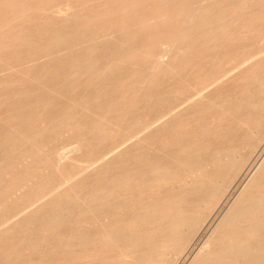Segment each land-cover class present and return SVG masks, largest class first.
Here are the masks:
<instances>
[{
	"label": "rangeland",
	"instance_id": "1",
	"mask_svg": "<svg viewBox=\"0 0 264 264\" xmlns=\"http://www.w3.org/2000/svg\"><path fill=\"white\" fill-rule=\"evenodd\" d=\"M62 1L63 0H48V1H46V0H44V1L43 0H34V1H32V0H14V1H12V0H0V34H1L0 35V43H1L0 44V57L2 56V58H0V67H1L0 68V70H1V72H0V115H1L0 116V138H1L0 143L2 142V144L0 145L1 146L0 147V151H1L0 152V163H1L0 164V175H1V177H0V187H1L0 199L4 198L6 200V201L4 199H3V201L0 200V201H2V203L0 202V220L8 218L9 216L13 215L16 211H18L20 208L25 206L23 208V211H20L16 214V216L19 215L18 218L14 219V221H12V223L6 225L5 227L0 228V264H22V263L23 264L24 263L25 264H33V262H35L37 264H48V263L49 264H53V263L57 264L58 262H59L58 264H61V262H62V264H79L80 262H81L80 264H96V263L97 264H102V263L108 264L107 261H108V259H110V257L112 258V260H113V258L114 259L116 258V260H117L118 253L120 251L119 247H118V249H116L114 247H117V246H113L110 241H106L108 243H102L101 244L100 242L98 243V241H95L92 238L93 235L95 236V234H100L103 231V230H101V229H103V226H104V229L106 228V230L110 229L109 227H108L109 228L108 229L107 226H111L112 223L114 222L113 221L114 219L111 220L112 217L108 216L106 213V211H108V209L110 207L107 205L100 206L95 211V213L92 214L90 212V208L87 206V204L82 203L83 196H85L86 193H88L90 190H92V187L94 185L97 187H102L105 183H107V181L114 182L113 180H115L116 178L119 177L122 169L124 168L126 163H129V161L134 163V162H136L135 160L138 159L139 157H141V158L145 157L144 160L149 159V157H151L150 159L168 160L173 156V154L177 153V151L182 146L187 147V146L192 145V143H195V142L201 146H204V145L206 146V145H210V144L211 145L212 144L217 145L219 143V141H222V140L227 141V140H229V138L231 136L230 135L231 133H230L229 134L230 136L228 135V137L220 138L219 132L223 131L224 129H226L228 132V129H230L231 127L232 128L234 127L235 133H233V135L235 136L236 142L238 143V150L239 151L241 150L240 152H242V151L243 152L241 153L242 155L237 152L236 162H238V163H236V166H235L236 169L230 168L229 169L230 171H228V170H226V169H228V167H225L226 169L225 168L223 169L224 173H222L223 171H221V175H220V178L218 181L220 183H217L218 184L217 186L220 188L222 187V188L218 189L216 186V188H217L216 192H217V194L220 195V198L218 197L219 195L217 196L218 202L215 201L214 205H209L211 202L208 203L206 206V209L203 206V209H204L203 211H205L207 213V215H206L207 218L205 217L206 220L204 219L203 220L204 222H203L200 220L202 215H198V217H199L198 219L201 221L199 224L200 229L198 227V229L195 232H193L194 230L191 228H188V230L186 229V231L183 230L179 235V240L176 241L178 244L175 242V244L172 246V249L168 250L169 252L167 251L168 252V253H166L167 255L165 254L162 257L163 260L161 262L156 263V264H159V263H161V264H188L190 262V260L193 258V256L198 252V250L200 251L204 247V245L206 246V243L204 241H206L207 237L209 236L210 232L212 231L213 226L218 222V220L221 218V216L227 210V208L229 207L231 202L237 196L239 191L243 188V186L245 185V183L247 181V176H248L250 170L254 167V165L259 161L260 157L264 154V141H263L264 138H263L259 142L260 145L257 148V150L253 151L254 154L251 153V157L247 161V159H246L247 154L245 155V153L247 152V141L250 139V137L252 139L256 138V136H257L256 131H258V130L262 132L261 134H264V129L261 130V128L260 129L256 128V130H253V131H252V129L247 130L246 125H243L242 123H240L238 121H235L236 115H239V113H242V112L246 113L247 110L249 111V110L253 109L252 106L248 105L249 101L256 100L259 97H261L263 94L260 92V90L258 88V83H256V81H254V79H255L254 75L256 74V71H258L260 69V66H261V63L257 64V61L261 60L264 57V55L258 56L253 62H249V63L246 62L247 64L245 63V64L240 65V66L238 64H239V62L241 63L243 60V54L242 53L244 51H246V50L248 51L250 49L256 51L260 48L258 46L264 45V37L262 38L264 33L259 32V31L257 32L256 30L255 31H248L247 27H248V25H251L250 24L251 20L249 19L251 14L248 12L247 3H243V2L239 3L238 2V4L236 5V7L233 10V13H232L233 16L229 17V19H231V20H229L230 27L233 29V31L235 30L236 33L234 35L233 40H231L230 43H224L222 45V46H225V48L224 47L221 48V45L219 47H215V46L213 47V46H211L210 43L200 42L199 40L202 37L200 35V27L197 25L192 26V24H187V25L185 24L184 28H186V27L192 28V36L190 38L186 39V42H183L184 45L186 43H188V44L196 43V44H198V46L193 47L191 45H188V49H186L185 52L181 53L180 50H178L177 48H175L173 46H169L170 44L165 42L166 41L165 39H167L165 37H169V35L174 30H176V25L178 24L179 17H181V19L184 17L182 14L179 15L178 18L176 17L175 19H165L163 17H160L159 13L166 14V13L176 12V10H177L176 7H173V5H171V2L168 0L167 1H165V0L164 1L163 0H137L135 2L136 4L134 3L135 5L131 8H128V9H124V8L122 9V6H123L122 4H124L126 1H127L126 3H128L129 1L133 2L134 0H121V1L120 0H88V1L86 0V2H85V0L84 1L83 0H79V1L78 0H68L67 2H70L71 5L70 4L67 5L66 1H63V2ZM139 1H140V3H139ZM149 1H152L155 4L153 5V3H149ZM180 1L184 4V3H188L192 0H180ZM35 2H37V3H35ZM38 2H41V3H38ZM64 2H65V4H64ZM80 2L82 5L80 4ZM78 3L88 13H92V14L94 13L95 14V15H93V20L90 24H87V22H84V23L81 22L82 20L80 21V19L76 18V16H69V15H67V13L63 14V13L57 11L59 8L58 6H62V7H64V9H68L70 11V10L74 9V5L75 4L78 5ZM103 3H104V7H103ZM47 4L49 5V8L47 7L48 6ZM107 4H108L107 7L108 8L110 7V9L105 7V5H107ZM64 5H67V6L65 7ZM85 5H86V7H85ZM98 5H100L101 8L98 7ZM111 5L114 8H111L112 7ZM149 5H150V7H149ZM155 5H156V7H155ZM37 6L38 7L42 6V8H38ZM55 6H57V7L54 8ZM70 6H72V7H70ZM147 6L149 8L146 9ZM68 7H70V8H68ZM97 7L100 9L104 8L103 9L104 11L107 8L105 11L106 13L103 10H100V9L98 10ZM14 9H18V11H15ZM148 9H149V11H148ZM158 9H160V10H158ZM6 10H7V12H6ZM138 10H139V13H137ZM143 10H145V11H143ZM162 10H164V11H162ZM63 11L65 12L66 10H63ZM97 11H100V13L99 12L97 13ZM94 16H95V18H94ZM27 17H29V18H27ZM109 17L113 21H116V22L119 21L118 24H114V25L109 24L108 25V24L104 23L105 18H109ZM157 17L159 19H157ZM42 18H44V19H42ZM96 19H98V20H96ZM36 21L38 23H36ZM54 21H55V23H54ZM36 24H38V25H36ZM53 24H57L58 26L57 25L55 26ZM63 24L65 26H63ZM43 25H46V26H43ZM86 25H89V26H86ZM119 25L128 26L129 27V32H128L129 35L128 34L124 35L123 33L122 34L116 33V37H115V36H111V35H104L103 36V35L95 33L96 30L99 29L100 27H104L103 29L105 31H112V30H115V27L116 26L118 27ZM215 25H217V24L215 23ZM244 25L245 26L247 25V26L245 27ZM37 26H39L40 29L36 31ZM53 26H54V28H53ZM44 27H47V28L44 29ZM90 27H92V28H90ZM58 28L62 30V33H61V30L58 31ZM83 28L84 29L87 28V31H86V29L84 30ZM261 28L263 29V32H264V24L261 25ZM20 29H21V33H29V34L33 35L35 38L37 37L38 38V39L36 38L37 40L33 37V39L35 41L33 43H36V44H33V45L26 44V45H20V46H14L13 47V45L12 44L10 45L9 42L5 43V41L7 39L9 41V37L13 36L14 33H16V31H19ZM52 29L53 30L57 29V30L53 31ZM66 29H68L69 31ZM70 29L73 31V33ZM78 29H80V30H78ZM246 29H247V31H246ZM44 30H47V31L50 30V33L52 32V34H49L48 33L49 31L46 32ZM83 30L85 32H83ZM131 30H133V32ZM236 30L238 31V33ZM66 31L68 32V35H67ZM70 31H71L72 35L69 34ZM91 31H92V33H88ZM79 32H80V34L82 33L83 35L86 34L85 35L86 40L83 42H82V40H79L78 43H75V46H74L75 48L69 47V48H65L66 50H63L61 48L58 49V46L57 47L54 46V48H52V46H53L52 45V46H49L52 48L51 51H50L49 47H48L49 49L44 48V51H41L40 54H37L36 58H29V54L32 51H34L37 47L36 45L39 44L38 41L41 43L42 42L45 43L46 42L45 40H47L48 42L51 40L52 37H50L49 35H52V36L54 35V37H55V34H56L57 37H59L58 39L61 42L63 41L64 43L68 44L73 40V38L74 39L77 38V36L79 35ZM240 32H241V34H240ZM39 34H41V35H39ZM31 35L28 36V39L32 38ZM43 35L45 36V38H43ZM64 35H66V37L68 36L67 39H65L66 37L65 38L63 37ZM72 36H73V38H72ZM120 36H121V38H120ZM239 36H240V38H239ZM114 38H116V39L114 40ZM117 38L119 40H117ZM108 40H109V42H108ZM127 40L130 42H128ZM239 41H240V43H239ZM123 42L130 43L132 45L136 44L140 47V50H138L136 53L137 55H139V59L138 60L135 59L137 61L131 60L130 56H123V57L121 56L122 53H120V52L124 51ZM163 42H164V44H163ZM105 43L107 44L108 47L110 44V47L109 48L106 47ZM102 44L105 46V48H103ZM160 45H162V46H160ZM206 46H207V48H206ZM166 47H169V48H166ZM245 47L246 48L248 47V48L246 50H244ZM203 48H205V49H203ZM210 48H211V51L209 50ZM226 48H232V52L226 51V53H225ZM47 49L49 50V52H46ZM25 50L27 52H25ZM75 50L77 52H73ZM252 50H251V52H252ZM22 51H23V53H22ZM145 51H146V53H145L146 55L144 56ZM156 51H158V52H156ZM11 52H16L18 55L15 53H11ZM93 52L95 55L99 54V56H102L99 59L100 62L98 61L99 63L95 62L93 64H90L87 62L84 63V59L87 56H91V54H92V56H94ZM101 52L104 54L102 55ZM44 53H46V54H44ZM67 53H68V55H67ZM157 53H160L161 57ZM162 53H165V54L162 55ZM19 54H21L22 57H18ZM166 54H168V57L166 56ZM3 55H5V56H3ZM62 55L65 58L62 57ZM110 55L112 58H114L112 61H114L115 64L110 69H105L106 71L104 73V70L102 68H104L105 64H102L103 63L102 61H103V59L108 60L110 58L108 56H110ZM7 56H8V58H7ZM152 56H153V58H156V56H157V59L153 60V58H147V57H152ZM162 56H163V58H162ZM174 57H176V59ZM120 58L122 59L121 61L118 60ZM16 59H20V61L24 60L23 63H21L22 67L18 66L21 64H18L19 62H18V60L15 61ZM160 59L161 60L165 59V60H162L160 62ZM126 60H128L129 62ZM54 61H55V63H54ZM162 62H163V64H161ZM164 62H166V63H164ZM23 64H25L26 66ZM140 65H141V68H142V65H143V68L144 67H147V68L150 67V68H149V70L145 71L147 68L141 69ZM93 66H95L96 68H94ZM100 66H103V67H100ZM162 66L164 68L163 70L161 68ZM167 66L169 67L170 71H172V72L168 71ZM12 67H15V68L17 67L16 68L17 70L15 71V68H12ZM170 67H173V68L171 69ZM232 67H234L233 69L235 72L231 71V75L225 76L223 78V80H221L219 83L204 89V93L202 96L201 95L199 97L197 96L199 94V90L205 85V81L208 79V77H210L212 74L222 73V72H224V71H226ZM244 67H246V69ZM10 68H12L13 70ZM59 68L61 70H59ZM97 68H98V70H95ZM113 68H115L117 70L115 71V69H113ZM137 68H138V71L140 69L141 70L138 72V71H136ZM2 69H3V71H2ZM42 69H44V70H42ZM70 70H72V71H70ZM77 70H78V72H77ZM99 70H100V72H99ZM160 70H162V71H160ZM107 71L108 72L110 71V72L107 73ZM143 71H145L146 73ZM30 72H32V73H30ZM94 72L97 74H95ZM34 73H36V74H34ZM40 73L45 75V76L41 75ZM71 73L73 76L75 75V73H78V75L76 74L74 76V78L69 77V76H72ZM92 73H94L95 76H93L94 74H92ZM140 73H141V75H140ZM151 73H152V75H151ZM172 73H173V76H170V75H172ZM232 73H234V74H232ZM1 74H2V76H1ZM153 74H154L155 78H153ZM6 77H7V79H5ZM26 78H29V79H26ZM66 78H67V80H66ZM195 78H196V80H194V82H193L192 79H195ZM1 79H4V80H1ZM69 79H72L71 80L72 82H69L70 81ZM77 79H79V80H77ZM145 79H146V81L147 80L148 81L146 82ZM177 79L178 80L181 79V80L177 81ZM184 79L187 81H184ZM13 80H14V82H13ZM162 80L167 81V82H164ZM188 80H190V81H188ZM33 81L36 82V85L38 83H41V84L36 86L35 84H33L34 83ZM65 81H66V83H65ZM86 81L88 83L87 85H90L88 88H87V85H85ZM172 81H174V82L172 83ZM62 82H64V84H62ZM73 82H74V84H72ZM181 82H184L185 84L184 83L181 84ZM70 83L72 85H74V88L70 86L71 85ZM143 83L146 84L147 86L144 85ZM30 84H33V86H30ZM42 84L48 85V86H45L47 89H45ZM188 84H191V86L190 85L188 86ZM41 85L43 87H41ZM57 85H58V87H59V85H61V88L63 85H65V86H63L64 88L61 89V88H58ZM75 85L76 86L80 85L79 88L81 90L79 88L76 89L77 87H75ZM81 85H83L84 87H82ZM137 85H142V86L140 87ZM21 86H23V87H21ZM92 86L94 88L98 86L99 88L97 87L98 89L97 88L94 89ZM109 86H110V88H109ZM145 86L148 88V90H146ZM30 87H32V88H30ZM131 87H133V88H131ZM41 88H43L42 89L43 91L41 90ZM50 88H52V90ZM69 88H72V89H69ZM108 88L111 89L112 91L110 90V92L107 94V92L109 91ZM144 88L147 92L144 91ZM65 89H69L68 91L66 90L67 93L70 92V94H68L67 96H64V93L66 91L65 92L62 91ZM91 89H93V94H91L92 93ZM101 89H102V93L100 91ZM105 89H107V90H105ZM30 90H31V92H29ZM44 90H47V91L44 92ZM78 90H80V91L78 92ZM82 90L85 92L87 91L86 94L84 92H82ZM104 90L107 92H105ZM135 90H137V91H135ZM153 90L155 92H153ZM73 91L75 94L73 93ZM149 91L152 92V94ZM173 91H174V93H173ZM32 92L36 93V95L34 94V96H33ZM61 92H63L62 94L64 97L62 96V94H60ZM67 93H65V94H67ZM79 93H82V95L80 94V96H79ZM94 93H96V94H94ZM110 93H111V95H110ZM56 94L61 96V98L59 96L60 100H58V96H56ZM72 94L77 95V97L72 96ZM89 94H91V95H89ZM100 94L103 96H101ZM18 96L21 98L18 99L19 98ZM48 96H49V98H48ZM98 96H100V97L98 98ZM192 96L193 97L197 96V98L194 101L188 102L186 104V102L188 101L187 98L192 97ZM26 97H28V98H26ZM54 97H55L56 101L54 100ZM70 97L71 98L74 97L76 100L74 101V98L71 99ZM45 99H46V101L48 100V103L50 106L48 105L47 102H46L47 104L45 103ZM52 100L54 101V103L51 102V104H50V101H52ZM69 100L71 101V103L69 102ZM150 100H152V101H150ZM210 100H211V102H210ZM65 101L69 102V103L66 102L67 103L66 105L68 107L70 106V104H72L74 110L72 108H70V109H68V107L66 108L65 107L66 105H64ZM76 101H78V104ZM212 101H214V102H212ZM11 102H13L12 104H10L12 107L8 105ZM40 102H42V103H40ZM73 102H74V104H73ZM145 102L149 103V104L147 103L148 106H147V104H145ZM17 103H19V104H17ZM39 103L42 105V107L44 106L43 109ZM62 103H64L63 104L64 106L62 105ZM34 104L36 106H34ZM56 104H58V106ZM7 105H8V107H11V108H9V109L7 108L8 110L6 108L3 109V107H7ZM54 105L57 106L56 108H58V107L59 108L58 109H56L54 107L52 108V106H54ZM48 106H49V108H47L48 109L47 110L46 107H48ZM144 106H146V107H144ZM64 107L68 110L72 109L73 111L71 110V113L75 116H71L72 114L68 110H65ZM143 107H144V110H143ZM179 107H181V108H179ZM39 108H40V110H39ZM104 108L105 109L107 108V109L104 110ZM45 109H46V111H45ZM52 109L54 111L53 113H52ZM61 109L64 111V113ZM141 109H142V111H141ZM22 110L23 111L26 110V111L20 112ZM10 111H12V112H10ZM31 111H32V114H31ZM34 111H36V112H34ZM59 111H60V113H59ZM77 111H78V113H81V114H78ZM120 111H121V116H120ZM254 111H255V109L253 110V112ZM6 112H10V113H6ZM44 112L45 113L47 112L45 115H47L48 112L50 114L52 113L51 114L52 116H50V114H49V116L47 115V117H46L48 119H46L45 116H43ZM82 112H83L84 118L82 116ZM167 112H173V115L172 116L168 115V118L175 117L174 123L168 124V126H167V122H160V124L155 125L156 126L155 128L151 127V128H149L150 130L147 129L143 133V137L141 135L140 137L135 138L133 141L129 142L126 146H124V148L122 147V149H120V152L113 154V155H110V157L107 158L104 162H101V161L97 162L96 163L97 167L89 168V169H93V170L90 171L89 169H87V170L82 171V169H80V168H83V165L85 163L89 162L93 158L95 159V158L99 157L100 155L109 151L110 150L109 148H112L115 145H117V142L120 143L123 140V138L126 137L125 131L127 129H133V128L134 129H140L145 125V123H147L149 121H153L155 118H158L159 116H161ZM14 113H15V115H14ZM18 113L19 114L24 113V115L23 114L18 115ZM42 113H43V115L41 116L40 114H42ZM127 113H128V115L130 113L131 116L134 115V116H132L133 118L126 115ZM134 113H136V114H134ZM141 113H143V115ZM66 114H67V116H64ZM194 114H195V116H194ZM254 114H255V112H254ZM3 115H5V116H3ZM35 115H36V117H35ZM78 115L80 117H78ZM144 115H146V116H144ZM184 115H185V117H184ZM213 115H215V117H213ZM216 115H217V117H216ZM127 116H128V120H126ZM219 116H221V117H219ZM41 117L44 119L40 121ZM74 117L77 120L76 121L77 123L75 122ZM124 117H125V119H124ZM25 118H27V120ZM38 118H39V121L41 123H38L39 122V121H37ZM62 118L63 119L67 118V120L66 119L63 120ZM144 118H146V119H144ZM30 119H32V120H30ZM209 119H210V121H209ZM1 121H2V123H1ZM21 121H22V123H19ZM28 121H30V122H28ZM35 121H37V122H35ZM84 121H85V123H84ZM177 121H178V124H180V125H177ZM9 122L12 124L8 125ZM27 122H28V124H27ZM42 122H44L45 124H46V122L50 123V126L46 127L47 124H46V126H44L42 124ZM53 122H55V123H53ZM72 122H73L74 126L72 125ZM86 122H88L89 124L87 123L88 124L87 125ZM90 122L92 124H90ZM143 122H144V125H143ZM139 123H141V124H139ZM17 124L19 125V127L21 126L20 127L21 129L18 127ZM38 124L39 125L41 124V125L39 126ZM82 124H86L87 126L86 125L83 126ZM165 124H166V126H165ZM24 125H26V126H24ZM134 125H136V127ZM4 126H7L8 128L7 127L5 128ZM16 126H17V128H16ZM22 126H23V129H26L29 131L32 130V133L34 131H38V130L42 133H40L39 135H36V137L35 136L32 137L29 140L24 139V138L20 137V133L23 130ZM34 126L35 127L38 126V127L35 128ZM71 126H73V127H71ZM79 126H82V127H80L81 130H83L82 128H86L87 132L85 131V129L83 131H85L86 134L88 135L87 136V139H88L87 145H83V147L81 149V153L79 151L75 152V153H73L74 155L76 153H79V154H76V156L71 155V158L66 159V161L64 160V163L60 167L57 165H52L47 160V158H45V157L52 159V156H53L52 154H54L53 158L54 157L56 158L58 150L62 149L65 146L67 147V146L72 145L73 141L75 140L74 131H75V129H76V131L78 129H80ZM140 126H142V127H140ZM175 126H176V128H175ZM26 127H28V128H26ZM40 127H42V128H40ZM12 129L13 130L17 129V130H15L17 132L13 131ZM176 129H178V130H176ZM237 129L239 130V133H238ZM204 130L208 133L204 132ZM6 131H8V132L6 133ZM46 131H47V133H46ZM170 131H171V133H170ZM11 132L14 135L16 133L17 134L19 133L20 138L17 137V135H15L16 136L15 138L16 139L18 138V139L16 140L14 138L16 140V141H14V139H13L14 135ZM182 132H184V133H182ZM246 132H250L252 134H246ZM8 134L11 135L13 140L10 138V136H8ZM165 134L167 135V137ZM170 134H171V136H170ZM43 137H47V138H43ZM40 138H42V139H40ZM52 138H55V139L53 140ZM169 138H171V139H169ZM36 139H38V140H36ZM48 139L50 140V141H48L49 143L48 142L45 143V140L47 141ZM23 140H25V142H23ZM31 140L36 141V142L33 143ZM39 140H41V141L44 140V142L42 141L43 142L42 143ZM7 141H9V142H7ZM17 141H20V142H17ZM21 141H22V143H21ZM29 141L31 144L29 143ZM164 141L166 142V145H165ZM163 142H164V145H163ZM36 143H37V145H36ZM151 144H152V146H151ZM180 144H182V145H180ZM4 146L6 148H4ZM139 146H141V147H139ZM157 147H159V148H157ZM2 150H5V151H2ZM24 150L25 151H36L37 154L35 153V156H36L35 159L33 160L34 153L32 156L26 155ZM86 151H87V153H86ZM128 151H130V152H128ZM5 152H7V153L4 154ZM22 152L24 155L22 154ZM118 154H120V155H118ZM127 154H129V155H127ZM133 154H134V156H133ZM8 155L11 156L10 157L11 160H10ZM15 155H17V156H15ZM81 155L83 157H81ZM96 155H98V156H96ZM14 156L16 158H14ZM72 156L74 158H72ZM189 156L193 157L194 154L192 153ZM195 156H196V154H195ZM238 156H239V158H238ZM55 158H54V160H55ZM110 158H113V161H111L112 159H110ZM79 159H81V160H79ZM10 161H11V163H10ZM243 161H246V162L244 163ZM45 162L47 163L46 166H45V164H46ZM103 163H104V165H101ZM42 164L44 165L43 166L44 168L42 167ZM28 165H30V166H28ZM26 167H28V169ZM67 167H69V168H67ZM92 167H94V166H92ZM70 169H71V171H70ZM94 170H96V171H94ZM26 171H28V172H26ZM6 172H7V175H6ZM33 172H35V173H33ZM68 172H72L73 174L80 172L79 175L74 178V181H72L70 184L65 185V188H67L69 186L70 189L74 188V190H72L71 192H70V190L66 191V189H64V187H63L64 184H62L61 186H59V188H60V189L58 188L59 190H56V191L54 190L51 193L46 194V196L40 198V200L37 199L38 201L36 200V202L31 204L34 206L36 203H38L42 200L39 203L40 205L37 204L34 207H32L31 205L30 206L27 205V204H29V202H32V200H34L33 197L35 195H37V193H38L37 191L39 190L38 187H39V185H41L43 183V181H44L43 184H45V186L49 185V184H53V183H58V180L62 179L63 173H68ZM1 173H3V174H1ZM29 173L31 176L29 175ZM81 173H83V174H81ZM8 174H9V176H8ZM223 175H226L227 177L226 176L224 177ZM221 176H223V177H221ZM231 176H233V177H231ZM38 177L41 178V180H39ZM46 177H48V178H46ZM228 177L233 179V180L230 179L231 181H226L227 179H229ZM107 178H109V179H107ZM223 179L224 180L226 179V180L224 181ZM38 180L40 183L38 182ZM32 184L35 186H33ZM71 185H73L72 186L73 188L71 187ZM175 186H176L175 188H178L177 187L178 185H175ZM47 187L48 186H46V188ZM10 188L15 190V191H13L11 189L13 191V194H12L11 190H8ZM163 188H165V187H163ZM163 188L159 187V188H155L153 190L152 189H150L148 191L145 190L141 195L142 198L135 201L134 206H136V207L130 208V207L122 206V208H120L119 214L120 215L123 214L122 215L123 217L122 216L119 217L118 224L122 225L123 227H126L128 224H130L129 222L131 221L132 214L133 215L136 214L137 211L140 212V210H141L140 208L142 206H145V204H147L149 202V200L152 201L153 198L156 199L157 196H160L161 193H163ZM6 189L8 192L6 191ZM159 189H160V191H159L160 193L158 192ZM16 191H17V193H16ZM74 191L75 192L78 191V194H81L82 196L80 195L79 197H75ZM68 192H70V196H68V194H67ZM18 193H20V195ZM55 193H57V194H55ZM15 194H17V196ZM144 194H145V198H144ZM155 194H157V196H155ZM12 195H14V196H12ZM11 197H13V198H11ZM36 197L37 196H35L34 198L36 199ZM117 197H118L117 195H116V198L113 195H111V196H108V198L100 197L102 199L99 198V200L100 201L102 200L101 202H103V203L108 202L109 204L111 203L110 205H113V202L115 201V199H117ZM207 197L208 196H206V198ZM30 198L32 200H30ZM66 198H68V199H66ZM118 200L123 201L122 198H118ZM142 200H143V203L142 202L140 203V201H142ZM23 201H24V203H23ZM55 201L56 202L60 201L61 204L58 203L59 204L58 205ZM75 201H77V202H75ZM3 202H5V203H3ZM216 202H217V204H216ZM211 204H213V203H211ZM59 206L68 207V209H70L72 212H74L73 213L74 215L72 218L67 219L66 221H63L62 223H60L58 225L57 231L56 230L42 231L43 229H41V230L40 229L30 230L32 228H30V229L28 228L29 225L32 224L30 222L34 221L36 223V221L38 222L40 220L45 219L46 218L45 216L49 212H51L54 207L58 209ZM207 207H210V208H207ZM27 209H28V211L25 212V210H27ZM207 210H208V212H207ZM44 211H46V212H44ZM124 213L129 217L131 215V217L130 218L125 217L126 215ZM16 216H14L13 218H15ZM101 219L104 221H101ZM10 220H11V218L8 219L7 221H10ZM27 220H28V222H27ZM105 220L108 222H106ZM7 221L5 223H7ZM109 221H112V222L109 223ZM102 222L103 223L106 222L107 224L105 223L103 225ZM98 223H100V224H98ZM138 223L139 222H137V224ZM90 226H91V229L93 230V232H91V229L88 230V228H90ZM96 226H101L98 228L100 230L96 229ZM140 226H142V225L140 224ZM25 228H27L28 230L27 229L25 230ZM83 228L85 230H83ZM87 230L89 232H85ZM80 231H82V233ZM74 235H75V237H74ZM188 235H189V237H188ZM99 236H101V234ZM123 237H122V239H123ZM187 237H188V239H187ZM36 239L38 241H36ZM71 239H72V241H71ZM90 240H92V241H90ZM88 241H90V243H87ZM34 242H35V244H33ZM80 244L82 246H80ZM184 244H186L185 247H184ZM53 245H55V246H53ZM177 246H178V248H177ZM182 247L184 250L182 249ZM105 248H106V250H105ZM180 248L183 252L180 250ZM54 250H56V251H54ZM50 251H52V252H50ZM57 251H59V252H57ZM69 251H70V253H69ZM178 251H181V252H179V254H178ZM60 252L62 255L58 254ZM72 252H75V253H72ZM100 253H102V254H100ZM57 254H58V256H57ZM67 254H68V257H67ZM99 254H100V256H99ZM174 254H176V255L174 256ZM40 255L44 256V258L41 257ZM70 255L73 259L71 257H69ZM104 255H105V257H104ZM107 256H110V257L108 258ZM39 257H41L42 261L38 260ZM97 257H100L99 260L97 259ZM30 258H32L33 260H31ZM56 258L58 260L57 262H56ZM104 258H107V261ZM20 259H21V261H20ZM53 259H54V262H52ZM74 259H75V261H74ZM90 259H93L92 260L93 262ZM100 259L103 260V262H101ZM63 260H65V261H63ZM82 260H83V262H82ZM95 260L97 262H95ZM26 261H28V262H26ZM75 262H77V263H75Z\"/></svg>",
	"mask_w": 264,
	"mask_h": 264
},
{
	"label": "bare ground",
	"instance_id": "2",
	"mask_svg": "<svg viewBox=\"0 0 264 264\" xmlns=\"http://www.w3.org/2000/svg\"><path fill=\"white\" fill-rule=\"evenodd\" d=\"M14 1V0H12ZM34 1V0H32ZM44 1V0H43ZM48 1V0H46ZM63 1H66V4H70V2H67L68 0H63ZM62 1V2H63ZM79 1V0H78ZM84 1V0H83ZM88 1V0H87ZM121 1V0H120ZM137 0H134L133 2H128V3H124L122 4V9H128V8H131L133 7L136 3ZM164 1V0H163ZM167 1V0H165ZM171 2V5H173V7H176V12H172V13H166V14H163V13H159L160 17H163L165 19H175L176 17L178 18L179 15H183L184 17L181 19V17H179L178 19V24L176 25V30H174L170 35L169 37H165L167 39H165L166 43H169L170 45L169 46H173L175 48H177L178 50L182 52H185L186 49H188V45H191L193 47H197L198 44L196 43H191V44H188L186 43L184 45L183 42H186V39L190 38L192 36V28L191 27H186L184 28L185 24H192L193 25H197L200 27V35L203 37H201V39L199 40L200 42L202 43H210L211 46H215V47H219L221 45V48L225 46H222L224 43H230L231 40H233L234 38V35H235V30L233 31V29L230 27V23H229V17H232L233 16V10L234 8L236 7V5L239 3H247V9H248V12L251 14L249 19L251 20L250 21V24L251 25H248L247 29L248 31H259V32H263V29L261 28V25L264 24V0H192L188 3H182L180 0H168ZM4 2V1H3ZM42 2V1H41ZM41 2H38V3H41ZM86 2V0H85ZM92 2V1H91ZM103 2V1H102ZM17 3V2H16ZM19 3V2H18ZM37 3V2H35ZM122 3V2H121ZM135 3V4H134ZM140 3V1H139ZM142 3V2H141ZM149 3H153L152 1H149ZM23 4V3H22ZM65 4V2H64ZM81 4V2H80ZM78 3L74 5V9L72 10H68V9H64V7L62 6H58V10L59 12L63 13V14H66L69 15V16H76V18H79L81 22H87V24H90L93 20V15H95L94 13H88L87 11H85V9ZM84 4V3H83ZM91 4V3H90ZM138 4V3H137ZM155 3H153L154 5ZM48 5V4H47ZM46 5V6H47ZM67 5H64L65 7ZM71 5V4H70ZM77 5V6H76ZM110 5V4H109ZM152 5V4H151ZM7 6V5H6ZM91 6V5H90ZM102 6V5H101ZM107 5H105V7H107ZM112 6V5H111ZM116 6V5H115ZM118 6V5H117ZM126 6V7H125ZM5 7V6H4ZM38 7V6H37ZM45 7V6H44ZM49 8V5L47 6ZM57 6H55L54 8H56ZM72 7V6H70ZM68 7V8H70ZM86 7V5H85ZM98 7H100V5H98ZM97 9L99 10L100 8ZM103 7H104V3H103ZM138 7V6H137ZM136 7V8H137ZM143 7V6H142ZM150 7V5H149ZM148 6L146 7L149 8ZM156 7V5H155ZM38 8H42V6L38 7ZM108 8V7H107ZM106 8V9H107ZM111 8H114L113 6ZM172 8V7H171ZM87 9V8H86ZM104 8L100 9V10H103ZM105 9V11H106ZM110 9V7L108 8ZM154 9V8H153ZM170 9V8H169ZM15 11H18V9H14ZM20 10V9H19ZM63 10H66L65 12ZM68 10V11H67ZM152 10V9H151ZM160 10V9H158ZM13 11V10H12ZM104 11V10H103ZM104 11V12H105ZM145 11V10H143ZM147 11V10H146ZM149 11V9H148ZM147 11V12H148ZM153 11V10H152ZM164 11V10H162ZM7 12V10H6ZM43 12V11H42ZM100 13V11H97V13ZM141 12V11H140ZM96 13V12H95ZM96 13V14H97ZM106 13V12H105ZM137 13H139V10L137 11ZM146 13V12H145ZM33 14V13H32ZM36 14V13H35ZM103 15V14H102ZM108 15V14H107ZM147 15V14H146ZM37 16V15H36ZM98 16V15H97ZM22 17V16H21ZM24 17V16H23ZM29 18V17H27ZM95 18V16H94ZM44 19V18H42ZM46 19V18H45ZM53 19V18H52ZM157 19H159L157 17ZM238 19V18H237ZM14 20V19H13ZM51 20V19H50ZM57 20V19H56ZM55 20V21H56ZM84 20V21H83ZM95 20V19H94ZM98 20V19H96ZM101 20V19H100ZM47 21V20H46ZM45 21V22H46ZM52 21V20H51ZM50 21V22H51ZM54 21V23H55ZM234 21V20H233ZM53 22V21H52ZM51 22V23H52ZM119 22V21H118ZM118 22L116 21H113L109 18H105V21L104 23L106 24H118ZM36 23H38L36 21ZM40 23V22H39ZM215 23L217 25H215ZM49 24V23H48ZM59 24V23H58ZM126 24V23H125ZM38 25V24H36ZM53 25H57V24H53ZM243 25V24H242ZM43 26H46V25H43ZM58 26V25H57ZM63 26H65L63 24ZM86 26H89V25H86ZM245 26V25H244ZM247 26V25H246ZM245 26V27H246ZM48 27V26H47ZM47 27H44L47 28ZM62 27V26H61ZM74 27V26H73ZM72 27V28H73ZM54 28V26H53ZM81 28V27H80ZM92 28V27H90ZM104 27H100L99 29L96 30V34H100V35H111V36H115L116 37V33H119V34H128L129 35V27L126 26V25H119L118 27L116 26L115 27V30H112V31H105L103 29ZM39 26L36 27V31L39 30ZM43 29V28H42ZM84 29V28H83ZM86 31H87V28H85ZM84 29V30H85ZM175 29V28H174ZM246 29V31H247ZM53 30V29H52ZM57 30V29H56ZM56 30H53V31H56ZM61 30L58 28V31ZM68 30V29H66ZM71 30V29H70ZM80 30V29H78ZM83 30V32H85ZM92 30V29H91ZM46 32H48L49 34H52V32L50 33V30H44ZM69 31V30H68ZM72 31V30H71ZM71 31L69 34H71ZM77 31V30H76ZM133 32V30H131ZM130 31V32H131ZM135 31V30H134ZM237 31V30H236ZM67 32V31H66ZM81 32V31H80ZM79 32V37L77 36L76 39L73 38V40L66 44L64 43L63 41L61 42L57 37V35L55 34V37L54 35H49L51 38V40L48 42L47 40H45L46 44L45 43H41L38 41L39 44H37L36 46V49L34 51H32L30 54H29V58H36V55L37 54H40L41 51H44V48H48L49 46H52V48L57 47L58 46V49H63V50H66L65 48H75V43H78L79 40H82L85 41L86 40V34L83 35L82 33L80 34ZM94 32V31H93ZM131 32V33H132ZM136 32V31H135ZM202 32V33H201ZM47 33V34H48ZM61 33H62V30H61ZM65 33V32H64ZM73 33V31H72ZM76 33V32H75ZM88 33H92L91 32H88ZM145 33V32H144ZM238 33V31H237ZM77 34V33H76ZM241 34V32H240ZM1 35V34H0ZM31 35L29 33H21V29L19 31H16V33H14L13 36L9 37V41L8 39L5 41L6 42H9L10 45L12 44L13 47L14 46H20V45H33V44H36V43H33L35 42L34 39H33V35L31 39H28V36ZM41 35V34H39ZM45 35V34H44ZM43 35V38H45V36ZM67 35H68V32H67ZM72 35V34H71ZM88 35V34H87ZM91 35V34H90ZM127 35V36H128ZM131 35V34H130ZM258 35V34H257ZM48 36V37H49ZM174 36V37H173ZM47 37V36H46ZM64 38L66 37V35L63 36ZM68 37V36H67ZM67 37L65 39H67ZM237 37V36H236ZM264 37V35L262 36V38ZM30 38V37H29ZM35 38V37H34ZM37 38V37H36ZM35 38V39H36ZM71 38V39H72ZM121 38V36H120ZM134 38V37H133ZM160 38V37H159ZM240 38V36H239ZM38 39V38H37ZM36 39V40H37ZM70 39V40H71ZM116 38H114L115 40ZM123 39V38H122ZM236 39V38H235ZM250 39V38H249ZM113 40V41H114ZM117 40H119L117 38ZM107 41V40H106ZM128 41V40H127ZM242 41V40H241ZM81 42V41H80ZM109 42V40H108ZM130 42V41H128ZM3 43V42H2ZM240 43V41H239ZM242 43V42H241ZM255 43V42H254ZM262 43V42H261ZM1 44V43H0ZM81 44V43H80ZM106 44V43H105ZM117 44V43H116ZM164 44V42H163ZM247 44V43H246ZM94 45V44H93ZM103 45V44H102ZM168 45V44H167ZM89 46V45H88ZM87 46V47H88ZM162 46V45H160ZM244 46V45H243ZM85 47V46H84ZM91 47V46H90ZM106 47L107 44H106ZM109 47H110V44H109ZM108 47V48H109ZM123 49L124 51L120 52L122 53L121 56H130L131 60H134V61H137L139 59V55H137V51L140 50V47L138 45H132L130 43H125L123 42ZM202 47V46H201ZM205 47V46H204ZM228 47V46H227ZM260 47L258 50L254 51L252 49L250 50H246L247 48L245 47L244 51L242 54H243V60L242 62L240 63L239 62V66L240 65H243L245 64L246 62L249 63V62H253L258 56H261V55H264V45H261V46H258ZM50 48V51H51V47ZM48 48V49H49ZM78 48V47H77ZM94 48V47H93ZM103 48H105V46L103 45ZM154 48V47H153ZM166 48H169V47H166ZM190 48V47H189ZM207 48V46H206ZM47 49V50H48ZM83 49V48H82ZM88 49V48H87ZM97 49V48H96ZM102 49V48H101ZM122 49V48H121ZM151 49V48H150ZM164 49V48H163ZM172 49V48H171ZM205 49V48H203ZM230 49V50H229ZM46 52H49V50ZM79 50V49H78ZM103 50V49H102ZM109 50V49H108ZM201 50V49H200ZM207 50V49H206ZM211 51V48L209 49ZM252 50V52H251ZM20 51V50H19ZM18 51V52H19ZM69 51V50H68ZM101 51V50H100ZM149 51V50H148ZM165 51V50H164ZM168 51V50H167ZM227 52H232V48H226L225 49V53ZM10 52V51H9ZM8 52V53H9ZM25 52H27L25 50ZM67 52V51H66ZM73 52H77L76 50L73 51ZM103 52V51H102ZM101 52V53H102ZM119 52V51H118ZM143 52V51H142ZM153 52V51H152ZM158 52V51H156ZM160 52V51H159ZM176 52V51H175ZM174 52V53H175ZM11 53H15L17 54L16 52H11ZM23 53V51H22ZM70 53V52H69ZM97 53V52H96ZM108 53V52H107ZM146 51L144 52V56L146 55L145 54ZM155 53V52H154ZM166 53V52H165ZM165 53H162V55H164ZM179 53V52H178ZM14 54V55H15ZM46 54V53H44ZM104 53H102L103 55ZM106 54V53H105ZM159 54V56L161 57L160 53H157ZM171 54V53H170ZM13 55V56H14ZM18 55V54H17ZM35 55V56H34ZM60 55V54H59ZM68 55V53H67ZM66 55V56H67ZM71 55V54H70ZM93 55L91 54V56H87L85 59H84V63H90V64H93L95 62L99 63V59L102 57V56H99V54H94L93 52ZM107 55V54H106ZM151 55V54H150ZM153 55V54H152ZM225 55V54H224ZM233 55V54H232ZM5 56V55H3ZM149 56V55H148ZM155 56V55H154ZM158 56V55H157ZM157 56L156 58H153L152 57H147V58H153V60L157 59ZM158 56V57H159ZM166 56L168 57V54H166ZM227 56V55H226ZM18 57H22L21 54H19ZM47 57V56H46ZM62 57H64L62 55ZM68 57V56H67ZM104 57V56H103ZM108 60H104L103 59V63L102 64H105L104 65V68H102L104 70V73H105V69H110L114 64L115 62L112 61L114 58L110 56ZM107 57V58H108ZM2 58V56L0 57ZM8 58V56H7ZM14 58V57H13ZM65 58V57H64ZM163 58V56H162ZM165 58V57H164ZM176 59V57H174ZM63 59V58H62ZM137 59V60H135ZM166 59V58H165ZM165 59H162V60H165ZM18 60V64H21L23 63L24 60H21L20 59H16L15 61ZM119 61H121L122 59H118ZM160 59V62L162 61ZM64 61V60H63ZM99 61V62H98ZM117 61V60H116ZM128 61V60H126ZM129 62V61H128ZM10 63V62H9ZM14 63V62H13ZM55 63V61H54ZM124 63V62H123ZM122 63V64H123ZM140 63V62H139ZM144 63V62H143ZM142 63V64H143ZM150 63V62H149ZM166 63V62H164ZM246 63V64H247ZM261 63V66H260V69L258 71H256V74L254 75V81H256V83H258V88L260 90L262 94L261 97H259L258 99L256 100H252V101H249L248 102V105L252 106V110H247L246 113H239V115H236L235 118L236 120L235 121H238L240 123H242L243 125H246L247 126V130H256V128H261L264 129V57L261 59V60H258L257 61V64H260ZM45 64V63H44ZM69 64V63H68ZM101 64V63H100ZM121 64V63H120ZM141 64V63H140ZM152 64V63H151ZM163 64V62L161 63ZM256 64V65H257ZM25 65V64H23ZM88 65V64H87ZM96 65V64H95ZM150 65V64H149ZM165 65V64H164ZM163 65V66H164ZM167 65V64H166ZM237 65V66H238ZM4 66V65H3ZM15 66V65H14ZM17 66V65H16ZM18 66H21L22 67V64L21 65H18ZM26 66V65H25ZM163 66L161 67L162 70L164 69ZM169 66V65H168ZM167 66L168 68V71H170L169 67ZM7 67V66H6ZM29 67V66H28ZM65 67V66H64ZM67 67V66H66ZM94 68H96L95 66H93ZM100 67H103V66H100ZM149 67V66H148ZM243 67V66H242ZM1 68V67H0ZM12 68H15V67H12ZM10 68V69H12ZM17 68V67H16ZM15 68V71L17 70ZM24 68V67H23ZM70 68V67H69ZM93 68V69H94ZM117 68V67H116ZM140 68H141V65H140ZM144 68H147V67H144ZM143 68V65H142V68L141 69H144ZM150 68V67H149ZM149 68H147L145 71L149 70ZM171 69L173 67H170ZM234 67L222 72V73H218V74H212L210 77H208V79L205 81V85L199 90V94L197 95L198 97L201 95H203L204 93V89L212 86V85H215L217 83H219L221 80H223V78L227 75H231V71H234L233 69ZM246 69V67H244ZM4 69V68H3ZM2 69V71H3ZM21 69V68H20ZM45 69V68H44ZM42 69V70H44ZM73 69V68H72ZM92 69V70H93ZM115 69V68H113ZM140 69V70H141ZM233 69V70H232ZM13 70V69H12ZM50 70V69H49ZM59 70H61L59 68ZM95 70H98L95 69ZM94 70V71H95ZM117 69H115L116 71ZM139 70V71H140ZM160 70V71H162ZM8 71V70H7ZM47 71V70H46ZM72 71V70H70ZM113 71V70H112ZM111 71V72H112ZM114 71V72H115ZM136 71H138V68L136 69ZM138 71V72H139ZM143 71V72H145ZM159 71V72H160ZM1 72V70H0ZM67 72V71H66ZM78 72V70H77ZM100 72V70H99ZM110 72V71H109ZM107 71V73H109ZM142 72V73H143ZM172 72V71H170ZM235 72V71H234ZM19 73V72H18ZM32 73V72H30ZM73 73V72H72ZM71 73V75H72ZM95 73V72H94ZM92 73V74H94ZM146 73V72H145ZM161 73V72H160ZM169 73V72H168ZM214 73V72H213ZM230 73V74H229ZM3 74V73H2ZM1 74V76H2ZM8 74V73H7ZM36 74V73H34ZM41 74V73H40ZM78 75V73H75V75ZM97 74V73H95ZM95 74L93 76H95ZM118 74V73H117ZM135 74V73H134ZM164 74V73H163ZM234 74V73H232ZM31 75V74H30ZM43 75V74H41ZM40 75V76H41ZM74 75V76H75ZM141 75V73H140ZM144 75V74H143ZM152 75V73H151ZM162 75V74H161ZM170 75V74H169ZM26 76V75H25ZM39 76V75H38ZM37 76V77H38ZM45 76V75H43ZM61 76V75H60ZM74 76H69V77H73ZM92 76V77H93ZM149 76V75H148ZM165 76V75H164ZM170 76H173V73L172 75ZM17 77V76H16ZM31 77V76H30ZM56 77V76H55ZM54 77V78H55ZM123 77V76H122ZM181 77V76H180ZM12 78V77H11ZM20 78V77H19ZM33 78V77H32ZM153 78L154 77V74H153ZM169 78V77H168ZM198 78V77H197ZM200 78V77H199ZM7 79V77L5 78ZM10 79V78H9ZM21 79V78H20ZM26 79H29V78H26ZM35 79V78H34ZM59 79V78H58ZM57 79V80H58ZM62 79V78H61ZM149 79V78H148ZM1 80H4V79H1ZM16 80V79H15ZM67 80V78H66ZM70 81L69 82H72L71 80L72 79H69ZM79 80V79H77ZM87 80V79H86ZM89 80V79H88ZM130 80V79H129ZM170 80V79H169ZM181 80V79H180ZM177 79V81H180ZM193 82L195 79H192ZM21 81V80H20ZM35 81V80H34ZM33 81V82H34ZM40 81V80H39ZM83 81V80H82ZM91 81V80H90ZM146 81V79H145ZM148 81V80H147ZM146 81V82H147ZM154 81V80H153ZM164 81V80H162ZM184 81H187L184 79ZM190 81V80H188ZM14 82V80H13ZM45 82V81H44ZM68 82V83H69ZM76 82V81H75ZM140 82V81H139ZM152 82V81H151ZM164 82H167V81H164ZM174 81H172L173 83ZM20 83V82H19ZM66 83V81H65ZM91 83V82H90ZM116 83V82H115ZM149 83V82H148ZM184 83V82H181V84ZM190 83V82H189ZM23 84V83H22ZM33 84L36 85V82H34ZM33 84H30V86H33ZM41 83H38L37 85H39ZM50 84V83H49ZM61 84V83H60ZM62 84H64V82H62ZM71 84V83H70ZM69 84V85H70ZM74 84V82L72 83ZM70 85L71 87L74 88V85ZM87 81L85 83V85H87ZM144 84V83H143ZM150 84V83H149ZM163 84V83H162ZM165 84V83H164ZM185 84V83H184ZM26 85V84H25ZM34 85V86H35ZM36 85V86H37ZM43 85V84H42ZM41 87L44 86L45 89H47L45 86H48V85H43ZM84 85V84H83ZM83 85H81L82 87H84ZM146 85V84H144ZM179 85V84H178ZM187 85V84H186ZM191 86V84H188V86ZM29 86V85H28ZM65 86V85H63ZM62 86L61 88V85H57L58 88H61L63 89L64 87ZM69 86V87H70ZM80 85H75V87H77L76 89L79 88ZM90 85H87V88L89 87ZM114 86V85H113ZM112 86V87H113ZM137 86H142V85H137ZM147 86V85H146ZM145 86V87H146ZM157 86V85H156ZM5 87V86H4ZM23 87V86H21ZM20 87V88H21ZM25 87V86H24ZM93 87V86H92ZM98 87V86H97ZM95 87V88H97ZM168 87V86H167ZM193 87V86H192ZM3 88V87H2ZM19 88V89H20ZM32 88V87H30ZM94 88V87H93ZM94 88V89H95ZM99 88V87H98ZM97 88V89H98ZM110 88V86H109ZM108 88V89H109ZM133 88V87H131ZM139 88V87H138ZM219 88V87H218ZM6 89V88H5ZM43 88H41L42 90ZM52 90V88H50ZM69 89H72V88H69ZM69 89H65V90H62V91H68ZM80 89V88H79ZM96 89V90H97ZM103 89V88H102ZM102 89L100 90L101 93H102ZM81 90V89H80ZM78 90V92L80 91ZM86 90V89H85ZM92 90V91H91ZM90 91L92 92L91 94H93V89H91ZM107 90V89H105ZM104 90V91H105ZM111 89H109V91H105L107 92V94L110 92ZM117 90V89H116ZM146 90H148V88L146 87ZM145 88H144V91H146ZM162 90V89H161ZM10 91V90H9ZM43 91V90H42ZM47 90H44V92H46ZM67 91L65 93H67ZM75 91V90H74ZM73 91V93H74ZM112 91V90H111ZM137 91V90H135ZM142 91V90H141ZM143 91V92H144ZM158 91V90H157ZM160 91V90H159ZM31 92V90L29 91ZM28 92V93H29ZM82 92H84L86 94L85 91L82 90ZM147 92V91H146ZM150 92V91H149ZM153 92H155L153 90ZM33 93V92H32ZM59 93V92H58ZM63 92H61L60 94H62ZM64 93V96H67L69 93L65 94ZM77 93V92H76ZM97 93V92H96ZM94 93V94H96ZM99 93V92H98ZM113 93V92H112ZM152 94V92H150ZM174 93V91H173ZM16 94V93H15ZM31 94V93H30ZM34 94L36 95V93H33V96ZM38 94V93H37ZM46 94V93H45ZM55 94V93H54ZM75 94V93H74ZM72 94V96H76L77 95H74ZM78 94V93H77ZM80 94L82 95V93H79V96ZM89 94V95H91ZM104 94V93H103ZM143 94V93H142ZM160 94V93H159ZM23 95V94H22ZM101 95V94H100ZM111 95V93H110ZM232 95V94H231ZM9 96V95H8ZM51 96V95H50ZM58 96V100H60L61 96L60 95H57ZM55 96V97H56ZM60 96V98H59ZM63 96V94H62ZM63 96V97H64ZM70 96V95H69ZM103 96V95H101ZM116 96V95H115ZM155 96V95H154ZM197 96L195 97H188L187 98V102H192L194 101ZM19 97V96H18ZM55 97H54V100H55ZM100 96H98L99 98ZM143 97V96H142ZM21 97H19L18 99H20ZM23 98V97H22ZM28 98V97H26ZM49 98V96H48ZM57 98V97H56ZM71 98V97H70ZM74 98V97H72ZM71 98V99H72ZM135 98V97H134ZM143 99V98H142ZM155 99V98H154ZM208 99V98H207ZM9 100V99H8ZM66 100V99H65ZM76 99L74 98V101ZM82 100V99H81ZM156 100V99H155ZM212 100V99H211ZM210 100V102H211ZM6 101V100H5ZM24 101V100H23ZM56 101V100H55ZM63 101V100H62ZM152 101V100H150ZM2 102V101H1ZM35 102V101H34ZM33 102V103H34ZM44 102V101H43ZM48 103V100L46 101L45 99V103ZM51 102L54 103V101H50V104ZM71 103V101L69 100L68 101H65V104L62 103V105H66L67 103ZM77 104H78V101H76ZM214 102V101H212ZM13 102L9 103L8 105L11 106L10 104H12ZM21 103V102H20ZM42 103V102H40ZM39 103V104H40ZM46 103V104H47ZM148 103V102H147ZM145 102V104H147ZM19 104V103H17ZM37 104V103H36ZM45 104V105H46ZM74 104V102H73ZM76 104V105H77ZM149 104V103H148ZM147 104V106H148ZM3 107L4 108H11V107ZM38 105V104H37ZM41 105V104H40ZM49 105V103H48ZM58 106V104H56ZM63 105V106H64ZM72 104H70L71 106ZM89 105V104H88ZM142 105V104H141ZM5 106V105H4ZM22 106V105H21ZM34 106H36L34 104ZM50 106V105H49ZM46 107L47 108H49ZM57 106H52V108H56ZM62 106V107H63ZM68 107L67 105L65 106L66 108L68 107V109L73 108V105L71 107ZM201 106V105H200ZM42 107V105H41ZM40 107V108H41ZM44 107V106H43ZM42 107V109H43ZM61 107V108H62ZM64 107V108H65ZM76 107V106H75ZM136 107V106H135ZM146 107V106H144ZM144 107H143V110H144ZM37 108V107H36ZM39 108V110H40ZM59 108V107H58ZM56 108V109H58ZM65 110H68L66 109ZM181 108V107H179ZM5 109V110H6ZM7 109V110H8ZM22 109V108H21ZM45 109V111H46ZM71 109V110H72ZM83 109V108H82ZM107 109V108H106ZM104 108V110H106ZM255 109V114L253 112V110ZM37 110V109H36ZM48 110V109H47ZM62 110V109H61ZM71 110H68L70 113H71ZM72 110V111H73ZM88 110V109H87ZM99 110V109H98ZM138 110V109H137ZM178 110V109H177ZM204 110V109H203ZM26 111V110H25ZM25 111H20V112H25ZM63 111V110H62ZM81 111V110H80ZM83 111V110H82ZM89 111V110H88ZM142 111V109H141ZM146 111V110H145ZM184 111V110H183ZM218 111V110H217ZM12 112V111H10ZM10 112H6V113H10ZM19 112V111H18ZM36 112V111H34ZM50 112V111H49ZM48 112V116H49V113ZM53 109H52V113H53ZM58 112V111H57ZM84 112V111H83ZM83 112H82V116H83ZM87 112V111H86ZM130 112V111H129ZM144 112V111H143ZM174 112V111H173ZM173 112H167L161 116H159L158 118H155L153 121H149L147 123H145L144 125V122H143V127L140 128V129H127L125 131V135L126 137L123 138V140L118 143L117 142V145H115L114 147L112 148H109L106 153L100 155L99 157L97 158H93L92 160H90L89 162L85 163L83 165V168H80L83 170H87L89 168H95L97 167V162H104L107 158L110 157V155H113V154H116L118 152H120V149H122V147L124 148V146H126L129 142L133 141L135 138H138L142 135L143 137V133L149 129V128H155L157 124H160V122H167V126L168 124H172L174 123V118L175 117H170L168 118V115H173ZM47 113V112H46ZM44 112V115L43 113L40 114L41 116H45V118L47 117V115ZM51 113V114H52ZM60 113V111H59ZM64 113V111H63ZM69 113V114H70ZM76 113V112H75ZM78 113V111H77ZM85 113V112H84ZM131 113V112H130ZM128 113L126 115L132 117L134 115L131 116V114ZM185 113V112H184ZM20 114H23L24 113H20ZM18 113V115H20ZM31 114H32V111H31ZM50 114V116H52ZM55 114V113H54ZM58 114V113H57ZM72 114V113H71ZM78 114H81V113H78ZM104 114V113H103ZM136 114V113H134ZM143 115V113H141ZM219 114V113H218ZM6 115V114H5ZM3 115V116H5ZM15 115V113H14ZM26 115V114H25ZM77 115V114H76ZM139 115V114H138ZM137 115V116H138ZM211 115V114H210ZM209 115V116H210ZM1 116V115H0ZM8 116V115H7ZM6 116V117H7ZM29 116V115H28ZM54 116V115H53ZM64 116H67L64 115ZM71 116H75V115H71ZM88 116V115H87ZM120 116H121V111H120ZM128 116H127V119L128 120ZM146 116V115H144ZM143 116V117H144ZM193 116V115H192ZM195 116V114H194ZM212 116V115H211ZM210 116V117H211ZM18 117V116H17ZM21 117V116H20ZM36 117V115H35ZM70 117V116H69ZM78 117H80L78 115ZM129 117V118H130ZM152 117V116H151ZM155 117V116H154ZM167 117V118H166ZM185 117V115H184ZM209 117V118H210ZM213 117H215V115H213ZM217 117V115H216ZM221 117V116H219ZM8 118V117H7ZM10 118V117H9ZM33 118V117H32ZM40 118V117H39ZM39 118L37 121H39ZM72 118V117H71ZM82 118V117H81ZM84 118V116H83ZM82 118V119H83ZM94 118V117H93ZM133 118V117H132ZM207 118V117H206ZM19 119V118H18ZM23 119V118H22ZM21 119V120H22ZM27 120V118H25ZM44 118L41 117L40 121L43 120ZM48 119V118H46ZM53 119V118H52ZM63 119V118H62ZM67 120V118H64ZM63 119V120H64ZM78 119V118H77ZM125 119V117H124ZM123 119V120H124ZM131 119V118H130ZM137 119V118H136ZM146 119V118H144ZM212 119V118H211ZM25 120V121H26ZM32 120V119H30ZM61 120V119H60ZM69 120V119H68ZM74 120L75 122L77 121L74 117ZM73 120V121H74ZM88 120V119H87ZM90 120V119H89ZM116 120V119H115ZM163 120V121H162ZM35 121V122H37ZM38 122V123H41V122ZM62 121V120H61ZM125 121V120H124ZM195 121V120H194ZM210 121V119H209ZM263 121V122H262ZM5 122V121H4ZM30 122V121H28ZM27 122V124H28ZM60 122V121H59ZM58 122V123H59ZM69 122V121H68ZM123 122V121H122ZM2 123V121H1ZM19 123H22L19 122ZM18 123V124H19ZM34 123V122H33ZM55 123V122H53ZM65 123V122H64ZM77 123V122H76ZM85 123V121H84ZM88 122H86L87 124ZM181 123V122H180ZM6 124V123H5ZM9 124H12V123H8ZM17 124V125H18ZM42 124L44 126H47L46 127H49L50 126V123H47L46 124L44 122H42ZM66 124V123H65ZM69 124V123H68ZM71 124V123H70ZM86 124H82L83 126H85ZM89 124V123H88ZM87 124V125H88ZM90 124H92L90 122ZM118 124V123H117ZM138 124V123H137ZM141 124V123H139ZM184 124V123H183ZM16 125V124H15ZM14 125V126H15ZM39 125V124H38ZM41 125V124H40ZM39 125V126H40ZM72 125H73V122H72ZM86 125V126H87ZM119 125V124H118ZM117 125V126H118ZM131 125V124H130ZM162 125V124H161ZM175 125V124H174ZM177 125H180L178 124V121H177ZM26 126V125H24ZM32 126V125H31ZM30 126V127H31ZM54 126V125H53ZM74 126V125H73ZM71 126V127H73ZM77 126V125H76ZM136 127V125H134ZM139 126V125H138ZM154 126V127H153ZM166 126V124H165ZM184 126V125H183ZM192 126V125H191ZM190 126V127H191ZM245 126V127H246ZM5 128L7 126H4ZM19 127V125H18ZM21 127V126H20ZM19 127V128H20ZM35 127V126H34ZM38 126H36L35 128H37ZM82 127V126H79V128ZM133 127V126H132ZM189 127V126H188ZM207 127V126H206ZM8 128V127H7ZM17 128V126H16ZM25 128V127H24ZM28 128V127H26ZM42 128V127H40ZM77 128V127H76ZM123 128V127H122ZM126 128V127H125ZM160 128V127H159ZM171 128V127H170ZM176 128V126H175ZM174 128V129H175ZM194 128V127H193ZM21 129V128H20ZM22 129H23V126H22ZM75 129V128H74ZM78 129V128H77ZM83 130L85 129L86 131V128H82ZM165 129V128H164ZM163 129V130H164ZM10 130V129H9ZM8 130V131H9ZM13 130V129H12ZM17 130V129H15ZM13 130V131H15ZM42 130V129H41ZM73 130V129H72ZM80 129H78L76 131H74V135H75V140L73 141L72 145L70 146H65L63 147L62 149L58 150L57 151V157L53 158L54 154H52V159L48 158V157H45L47 158V160L52 164V165H57V166H61L63 163H64V160L66 161V159L68 158H71V155H74L73 153L75 152H80L81 153V149L83 147V145H87L88 143V139H87V134L85 131H83ZM125 130V129H124ZM150 130V129H149ZM178 130V129H176ZM192 130V129H191ZM207 130V129H206ZM238 130V129H237ZM6 131V133L8 132ZM43 131V130H42ZM72 131V132H73ZM175 131V130H174ZM173 131V132H174ZM208 131V130H207ZM2 132V131H1ZM17 132V131H15ZM20 132V131H19ZM85 132V133H84ZM204 132H206L204 130ZM209 132V131H208ZM206 132V133H208ZM12 133V132H11ZM40 132L39 130L38 131H34L32 133V130H26V129H23L20 133V137L24 138V139H31L32 137H36V135H39ZM47 133V131H46ZM45 133V134H46ZM167 133V132H166ZM171 133V131H170ZM184 133V132H182ZM211 133V132H210ZM231 133V134H230ZM233 133H235L234 131V127L228 129V132L226 129H224L223 131L219 132V135H220V138H223V137H228V135L230 136L229 140L227 141H219V143L217 145L215 144H210V145H204V146H201L199 145L198 143H192V145L190 146H182L178 151L177 153L173 154V156L168 159V160H164V159H150L151 157H149V159H146L144 160L145 157H139L138 159H136L135 161L136 162H130L129 163H126V165L124 166V168L122 169L120 175L118 178H114L115 180H113L114 182H110V181H107V183H105L102 187H97V186H93L92 187V190H90L88 193H84L85 196H83V201L82 203L84 204H87V206L90 208V212L92 214L95 213V211L100 207V206H103V205H107L109 206L108 208V211H106L107 215L112 217V219H114L113 223L111 226H107V228L109 230H106V228L104 229V224L106 222H102L103 223V230L100 234L101 236H99L100 234H95V236L93 235V239L95 241H98V243L100 242L101 244L102 243H108L106 241H110L111 244L113 246H117V247H114L116 249H118V247L120 248V251L118 253V258L116 260V258L112 260V258L110 256H107L108 258L110 257V259H108L107 261V258H104L106 259V261L108 262V264H156L158 262H161L163 260V256L168 253L170 249H172V246L175 244V242L177 240H179V235L180 233L186 229L188 230V228H191L193 229L195 232L198 227L200 229V222L203 221L204 219L206 220V215L207 213L205 211H203V206L205 207L206 209V206L208 203H213V204H209V205H214L215 201H217V196L219 194H217L216 190L217 188L219 189L220 187H218L217 183H220L218 182L219 181V178H220V175H221V171H223V169L225 167H228V171H230L229 169L230 168H235L236 169V155H237V152L238 153H242L238 150V143L236 142V139H235V136L233 135ZM238 133H239V130H238ZM243 133V132H242ZM255 133V132H254ZM262 132L261 131H256V138L252 139L250 136V139L247 141V152L245 153V155L247 154V161L249 160V158L251 157V153L254 154L253 151L257 150V148L259 147V142L261 141V139H263L264 137V134H261ZM13 134V133H12ZM63 134V133H62ZM157 134V133H156ZM173 134V133H172ZM246 134H252L250 132H246ZM5 135V134H4ZM14 135V134H13ZM17 135V137H19V133L15 134ZM13 136V139L16 137V136ZM43 135V134H42ZM166 135V134H165ZM255 135V134H254ZM262 135V136H261ZM2 136V135H1ZM6 136V135H5ZM8 136H10V138L12 139L11 135L8 134ZM44 136V135H43ZM171 136V134H170ZM195 136V135H194ZM19 137V138H20ZM41 137V136H40ZM58 137V136H57ZM101 137V136H100ZM109 137V136H108ZM167 137V135H166ZM175 137V136H174ZM197 137V136H196ZM43 138H47V137H43ZM59 138V137H58ZM74 138V137H73ZM72 138V139H73ZM192 138V137H191ZM1 139V138H0ZM12 139V140H13ZM16 139V138H15ZM14 139V141H16ZM42 139V138H40ZM53 140L55 138H52ZM51 139V140H52ZM171 139V138H169ZM184 139V138H183ZM21 140V139H20ZM38 140V139H36ZM32 141V140H31ZM41 141V140H39ZM44 142V140H42ZM41 141V142H42ZM50 141L49 139L46 141L45 140V143ZM58 141V140H57ZM264 141V140H263ZM9 142V141H7ZM17 142H20V141H17ZM23 142H25V140H23ZM33 143H35L36 141H32ZM42 142V143H43ZM111 142V141H110ZM165 142V141H164ZM164 142H163V145H164ZM22 143V141H21ZM30 143V141H29ZM32 143V144H33ZM49 143V142H48ZM112 143V142H111ZM200 143V142H199ZM217 143V142H216ZM2 144V142L0 143V145ZM5 144V143H4ZM3 144V145H4ZM17 144V143H16ZM31 144V143H30ZM29 144V145H30ZM147 144V143H146ZM153 144V143H152ZM151 144V146H152ZM156 144V143H155ZM37 145V143H36ZM165 145H166V142H165ZM182 145V144H180ZM10 146V145H9ZM154 146V145H153ZM177 146V145H176ZM1 147V146H0ZM138 147V146H137ZM141 147V146H139ZM160 147V146H159ZM157 147V148H159ZM4 148H6L4 146ZM22 148V147H21ZM144 148V147H143ZM244 148V147H243ZM39 149V148H38ZM58 149V148H57ZM147 149V148H146ZM246 149V148H245ZM159 150V149H158ZM2 151H5V150H2ZM25 151V150H24ZM23 151V152H24ZM245 151V150H244ZM1 152V151H0ZM22 152V154H23ZM130 152V151H128ZM7 152H5L4 154H6ZM34 153V156H33V160L35 159V153L37 154L36 151H25V154L26 155H30L32 156ZM87 153V151H86ZM132 153V152H131ZM136 153V152H135ZM194 154L193 157L189 156L190 154ZM21 154V155H22ZM76 154H79V153H76ZM76 154L74 156H76ZM123 154V153H122ZM130 154V153H129ZM127 154V155H129ZM137 154V153H136ZM160 154V153H159ZM196 154V156H195ZM239 154V155H240ZM263 154V153H262ZM14 155V154H13ZM24 155V154H23ZM120 155V154H118ZM139 155V154H138ZM151 155V154H150ZM169 155V154H168ZM242 155V154H241ZM258 155V154H257ZM9 158L11 157L10 155H8ZM17 156V155H15ZM14 156V158H16ZM20 156V155H19ZM18 156V157H19ZM98 156V155H96ZM125 156V155H124ZM134 156V154H133ZM143 156V155H142ZM165 156V155H164ZM17 157V158H18ZM22 157V156H21ZM29 157V156H28ZM81 157H83L81 155ZM131 157V156H130ZM6 158V157H5ZM8 158V157H7ZM20 158V157H19ZM72 158H74L72 156ZM88 158V157H87ZM239 158V156H238ZM241 158V157H240ZM90 159V158H89ZM112 159L111 161H113V158H110ZM242 159V158H241ZM245 159V158H244ZM245 159V160H246ZM4 160V159H3ZM11 160V158H10ZM81 160V159H79ZM13 161V160H12ZM122 161V160H121ZM120 161V162H121ZM74 162V161H73ZM76 162V161H75ZM115 162V161H114ZM244 163L246 161H243ZM242 162V163H243ZM11 163V161H10ZM19 163V162H18ZM46 163V162H45ZM44 163V164H45ZM77 163V162H76ZM1 164V163H0ZM6 164V163H5ZM16 164V163H15ZM99 164V163H98ZM11 165V164H10ZM31 165V164H30ZM28 165V166H30ZM47 165V163L45 164V166ZM68 165V164H67ZM96 165V166H95ZM101 165H104L101 164ZM242 165V164H241ZM240 165V166H241ZM44 165L42 164V167ZM94 166V167H92ZM239 166V165H238ZM11 167V166H10ZM23 167V166H22ZM36 167V166H35ZM49 167V166H48ZM116 167V166H115ZM24 168V167H23ZM28 169V167H26ZM44 168V167H43ZM69 168V167H67ZM66 168V169H67ZM238 168V167H237ZM7 169V168H6ZM58 169V168H57ZM65 169V170H66ZM90 171L93 170V169H89ZM67 171V170H66ZM71 171V169H70ZM77 171V170H76ZM96 171V170H94ZM28 172V171H26ZM73 172V171H72ZM72 172H68V173H63V176H62V179L61 180H58V183H53V184H49V185H46L48 186L46 188L44 181L41 185H39L38 187V193L36 197V199L33 197L34 200H32L30 198V200H32V202H29V204L27 205H31L33 204L34 202H36L37 199L40 200V198L46 196V194L48 193H51L52 191H56V190H59V186H61L62 184H64V189L67 190H70V192L72 190H74V188L72 187L73 185H71V187L73 189H70V187L68 186L67 188H65V185L66 184H70L72 181H74V178L77 177L79 175V173H76V174H73ZM88 172V171H87ZM86 172V173H87ZM237 172V171H236ZM240 172V171H239ZM32 173V172H31ZM35 173V172H33ZM224 173V171L222 172ZM231 173V172H230ZM229 173V174H230ZM3 174V173H1ZM44 174V173H43ZM42 174V175H43ZM47 174V173H46ZM83 174V173H81ZM6 175H7V172H6ZM12 175V174H11ZM14 175V174H13ZM30 175V173H29ZM36 175V174H35ZM228 175V174H227ZM4 176V175H3ZM9 176V174H8ZM31 176V175H30ZM94 176V175H93ZM224 177L226 175H223ZM221 176V177H223ZM230 176V175H229ZM237 176V175H236ZM1 177V175H0ZM87 177V176H86ZM227 177V176H226ZM233 177V176H231ZM39 178V177H38ZM48 178V177H46ZM50 178V177H49ZM103 178V177H102ZM229 178V177H228ZM31 179V178H30ZM109 179V178H107ZM225 179L226 181H231L233 179ZM235 179V178H234ZM32 180V179H31ZM37 180V179H36ZM39 180H41V178H39ZM38 180V182H39ZM224 180V179H223ZM224 180V181H225ZM116 181V182H115ZM223 181V182H224ZM91 182V181H90ZM40 183V182H39ZM79 183V182H78ZM10 184V183H9ZM36 184V183H35ZM223 184V183H222ZM221 184V185H222ZM8 185V184H7ZM33 185V184H32ZM31 185V186H32ZM175 185H178L177 187L178 188H175L176 186ZM227 185V184H226ZM230 185V184H229ZM14 186V185H13ZM30 186V185H29ZM35 186V185H33ZM217 186V188H216ZM241 186V185H240ZM75 187V186H74ZM84 187V186H83ZM163 188V193H161L160 196H157V194H155V196H157V198H153L152 201L149 200V202L147 204H145V206H142L140 209V212L137 211L136 214H132V218H131V221L129 222L130 224H128L126 227H123L122 225L118 224V221H119V217L122 216L119 214L120 212V208H122V206H126V207H136L134 206L135 204V201L136 200H139L142 195V193L145 191V190H150V189H155V188ZM59 188V189H58ZM62 188V187H61ZM222 188V187H221ZM220 188V189H221ZM1 189V187H0ZM12 188L8 189V190H11ZM225 189V188H224ZM13 190V189H12ZM11 190V191H12ZM5 191V190H4ZM7 191V189H6ZM10 191V192H11ZM15 191V190H13ZM13 191H12V194H13ZM65 191V192H66ZM81 191V190H80ZM160 191V189L158 190V192ZM220 191V190H219ZM8 192V191H7ZM58 192V191H57ZM70 192H68V196H70ZM75 192V191H74ZM73 192V193H74ZM216 192V193H215ZM17 193V191H16ZM160 193V192H159ZM220 193V192H219ZM20 195V193H18ZM57 194V193H55ZM1 195V194H0ZM8 195V194H7ZM6 195V196H7ZM17 196V194H15ZM81 194H78V191L75 192L74 196L75 197H79ZM113 195L115 198H116V195L118 196L117 199H115V201L113 202V205H110L108 202V204L105 202H101L99 200L100 197H103V198H108V196H111ZM147 195V194H146ZM14 196V195H12ZM82 196V195H81ZM206 196H208L206 198ZM8 197V196H7ZM220 198V195L218 196ZM13 198V197H11ZM118 198H122L123 201H120L118 200ZM144 198H145V194H144ZM143 198V199H144ZM4 198L0 199L3 201ZM68 199V198H66ZM82 199V198H81ZM102 199V198H100ZM5 200V199H4ZM28 200V199H27ZM44 200V199H43ZM56 200V199H55ZM58 200V199H57ZM2 201H0L2 203ZM6 201V200H5ZM17 201V200H16ZM38 201V200H37ZM42 201V200H41ZM40 201V202H41ZM119 201V202H118ZM220 201V200H219ZM19 202V201H18ZM40 202L36 203L35 205L39 204ZM54 202V201H53ZM56 202V201H55ZM77 202V201H75ZM143 203V200L140 201V203ZM218 202V201H217ZM216 202V204H217ZM5 203V202H3ZM24 203V201H23ZM57 204H61L60 201L59 202H56ZM145 203V202H144ZM58 204V205H59ZM215 204V205H216ZM6 205V204H5ZM34 205V206H35ZM40 205V204H39ZM57 205V206H58ZM144 205V204H143ZM208 205V206H209ZM32 207H34L33 205H31ZM20 207V206H19ZM25 207V206H24ZM20 208L18 211H16L13 215L9 216L8 218H5L3 220H0V228L2 227H5L6 225L12 223V221H14V219L18 218V216H16V214L20 211H23V208ZM31 207V208H32ZM56 207V206H55ZM53 208L51 212H49L45 217V219L43 220H40V221H36V223L33 221V222H30L32 223L31 225H29V229L30 230H36V229H43L42 231H52V230H56L58 229V225L60 223H62L63 221H66L67 219H70L73 217V213L70 209H68V207H61L59 206L58 209L57 208ZM79 207V206H78ZM27 208V207H26ZM207 208H210V207H207ZM214 208V207H213ZM30 209V208H29ZM41 209V208H40ZM77 209V208H76ZM128 209V208H127ZM79 210V209H78ZM77 210V211H78ZM124 210V209H123ZM134 210V209H133ZM139 210V209H138ZM210 210V209H209ZM28 211L25 210V212ZM76 211V210H75ZM46 212V211H44ZM208 212V210H207ZM125 214V213H124ZM210 214V213H209ZM126 215V214H125ZM124 215V216H125ZM198 215H202V217L200 218V220L198 219ZM14 216H16L15 218H13ZM32 216V215H31ZM78 216V215H77ZM105 216V215H104ZM35 217V216H34ZM79 217V216H78ZM83 217V216H82ZM107 217V216H106ZM123 217V216H122ZM125 217H129V216H125ZM131 217V215H130ZM129 217V218H130ZM206 217V218H205ZM218 217V216H217ZM10 221H7L8 219H10ZM13 218V219H12ZM29 218V217H28ZM109 218V217H108ZM198 219V220H197ZM123 220V219H122ZM7 221V223H5ZM73 221V220H72ZM82 221V220H81ZM90 221V220H89ZM92 221V220H91ZM101 221H104L101 219ZM28 222V220H27ZM94 222V221H93ZM112 222V221H109V223ZM137 222H139L142 226H140V224ZM204 222V221H203ZM76 223V222H75ZM90 223V222H89ZM101 223V222H100ZM98 223V224H100ZM53 224V225H52ZM80 224V223H79ZM107 224V223H106ZM22 225V224H21ZM51 225V226H50ZM73 225V224H72ZM84 225V224H83ZM146 225V226H145ZM89 226V225H88ZM99 227L101 226H96V229H98ZM87 228V227H86ZM27 228H25L26 230ZM51 229V230H50ZM91 229V226L90 228H88V230ZM28 230V229H27ZM83 230H85L83 228ZM85 231V232H89V231ZM100 230V229H98ZM97 230V231H98ZM82 233V231H80ZM91 232H93V230L91 229ZM26 233V232H25ZM184 233V232H183ZM124 236V237H123ZM75 237V235H74ZM123 237V239H122ZM189 237V235H188ZM187 237V239H188ZM64 238V237H63ZM58 239V238H57ZM190 239V238H189ZM41 240V239H40ZM186 240V239H185ZM36 241H38L36 239ZM72 241V239H71ZM92 241V240H90ZM90 241H88L87 243H90ZM190 241V240H189ZM188 242V241H187ZM206 243V246L204 245V247L193 256V258L190 260V262L188 264H264V154L260 157L259 161L254 165V167L250 170L248 176H247V181L245 183V185L243 186V188L239 191V193L237 194V196L234 198V200L231 202V204L229 205V207L227 208V210L224 212V214L221 216V218L218 220V222L213 226L212 228V231L210 232L209 236L207 237L206 241H204ZM78 243V242H77ZM76 243V244H77ZM177 243V242H176ZM189 243V242H188ZM35 244V242L33 243ZM83 244V243H82ZM86 244V243H85ZM178 244V243H177ZM64 245V244H63ZM74 245V244H73ZM95 245V244H94ZM186 244H184V247H185ZM55 246V245H53ZM61 246V245H60ZM80 246H82L80 244ZM79 246V247H80ZM108 246V245H107ZM62 247V246H61ZM70 247V246H69ZM78 247V248H79ZM85 248V247H84ZM88 248V247H87ZM174 248V247H173ZM178 248V246H177ZM94 249V248H93ZM113 249V248H112ZM183 249V247H182ZM68 250V249H67ZM77 250V249H76ZM95 250V249H94ZM106 250V248H105ZM179 250V249H178ZM181 250V248H180ZM184 250V249H183ZM56 251V250H54ZM64 251V250H63ZM78 251V250H77ZM103 251V250H102ZM168 251V252H167ZM182 251V250H181ZM181 251H178V254L179 252ZM52 252V251H50ZM59 252V251H57ZM66 252V251H65ZM76 252V251H75ZM75 252H72V253H75ZM112 252V251H111ZM110 252V253H111ZM176 252V251H175ZM183 252V251H182ZM37 253V252H36ZM70 253V251H69ZM78 253V252H77ZM107 253V252H106ZM105 253V254H106ZM109 253V254H110ZM58 254H61L58 253ZM57 254V256H58ZM102 254V253H100ZM99 254V256H100ZM112 254V253H111ZM47 255V254H46ZM53 255V254H52ZM62 255V254H61ZM167 255V254H166ZM169 255V254H168ZM176 254H174L175 256ZM41 256V255H40ZM102 256V255H101ZM38 257V256H37ZM44 258V256H41ZM41 257L38 258V260H41ZM61 257V256H60ZM67 257H68V254H67ZM66 257V258H67ZM71 257V255L69 256ZM103 257V256H102ZM105 257V255H104ZM59 258V257H58ZM72 258V257H71ZM100 257H97V259L99 260ZM23 259V258H22ZM31 260H33L32 258H30ZM36 259V258H35ZM34 259V260H35ZM60 259V258H59ZM65 259V258H64ZM73 259V258H72ZM95 259V258H94ZM171 259V258H170ZM37 260V259H36ZM35 260V261H36ZM45 260V259H44ZM68 260V259H67ZM86 260V259H85ZM91 261L93 259H90ZM101 260V259H100ZM21 261V259H20ZM23 261V260H22ZM42 261V260H41ZM57 258H56V262H57ZM61 261V260H60ZM65 261V260H63ZM75 261V259H74ZM28 262V261H26ZM32 262V261H31ZM30 262V263H31ZM52 262H54V259L52 260ZM69 262V261H68ZM83 262V260H82ZM86 262V261H85ZM93 262V261H92ZM95 262H97L95 260ZM101 262H103V260H101ZM22 263V262H21ZM59 263V262H58ZM57 263V264H58ZM64 263V262H63ZM77 263V262H75ZM81 263V262H80ZM79 263V264H80ZM87 263V262H86ZM23 264V263H22ZM25 264V263H24ZM33 264H37L35 262H33ZM49 264V263H48ZM55 264V263H53ZM62 264V262H61ZM97 264V263H96ZM103 264V263H102ZM161 264V263H159Z\"/></svg>",
	"mask_w": 264,
	"mask_h": 264
}]
</instances>
